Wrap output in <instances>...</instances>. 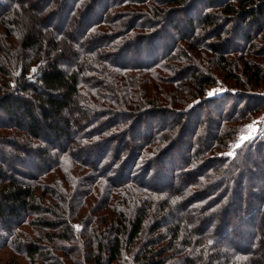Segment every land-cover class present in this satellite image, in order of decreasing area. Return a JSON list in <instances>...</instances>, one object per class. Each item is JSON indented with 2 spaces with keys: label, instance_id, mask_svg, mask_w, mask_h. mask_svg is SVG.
Returning a JSON list of instances; mask_svg holds the SVG:
<instances>
[{
  "label": "trees",
  "instance_id": "obj_1",
  "mask_svg": "<svg viewBox=\"0 0 264 264\" xmlns=\"http://www.w3.org/2000/svg\"><path fill=\"white\" fill-rule=\"evenodd\" d=\"M202 1L0 0V130L56 150L0 159L12 264H264V0Z\"/></svg>",
  "mask_w": 264,
  "mask_h": 264
},
{
  "label": "rangeland",
  "instance_id": "obj_2",
  "mask_svg": "<svg viewBox=\"0 0 264 264\" xmlns=\"http://www.w3.org/2000/svg\"><path fill=\"white\" fill-rule=\"evenodd\" d=\"M222 0H217V2L215 4L220 3ZM207 0H203L202 3H206ZM36 3V2H35ZM205 5L206 4H201L199 7L201 9V12L204 11L205 12ZM101 6V2L99 3V6L97 7V11L99 10L100 12L102 11L103 8L100 7ZM96 10V9H95ZM197 10H196V14H197ZM184 18V16H181V19ZM180 18H176V21L178 22ZM229 25V24H228ZM250 29L254 30L253 26H251V28H249L248 26L245 27V29ZM230 46H232V44H230ZM224 91L223 88H220L218 86H213L208 90V97H214L215 95L221 94ZM211 93V94H210ZM37 103V101H36ZM215 116H217V114H213L211 113H205L203 116V119H205V122H207L208 118H214ZM12 120V121H10ZM213 120V119H212ZM4 121V122H8L10 121L11 123H9L10 125L14 124L13 121L14 119H11V117L0 111V122ZM16 121L23 127H25V120L22 118V115H16ZM212 122L209 123V126L211 127L213 125ZM251 125L252 128L249 129L248 126ZM24 128H18L17 130L11 128L10 130H0V135L2 136L4 139H6L7 144L6 145H0V149L2 151H4V153L0 154V159H7V161L4 159V168L6 170H8V172H12L14 174H18L20 175V177L22 175H34L37 174V169L36 166L34 164H36L39 167L44 166V163H42L41 159H37V157L35 155H29L27 154V152L22 151L21 149H15L13 148V146H9L11 145L10 141H15L16 143H18V146H26V147H31V150L34 149H39V150H44L46 148L49 149V151L55 152L56 150L53 148L54 145H52L50 142L48 141H35L32 142L30 140V138L26 137V132L21 131ZM243 132L240 133L237 136V144L241 145V137H248L250 136L251 138H246L244 139V142H248V141H252L255 138H262L264 137V116L262 117H257L255 119H253L250 123L246 124L243 128ZM48 134V133H47ZM186 139V137L184 138V140ZM58 142L61 140H57ZM60 143V142H59ZM228 153H232V150L228 151ZM61 158H62V154H58ZM41 162H39V161ZM2 163V162H0ZM163 166V165H162ZM38 167V168H39ZM41 168V169H42ZM40 170V169H39ZM87 170V169H86ZM165 172H167L166 170H164ZM207 172L211 173L210 170H206ZM83 172H85V170H83ZM169 173V172H168ZM26 176V177H29ZM10 222H12V227H15V225H13L15 222L13 220H10ZM3 228L1 227L0 224V243L3 240V236L6 234V232L4 230H2ZM4 231V233H3ZM2 238V239H1ZM4 246V245H3ZM0 244V264H12L13 261H15L16 256H14V254L10 251V249L8 247H3Z\"/></svg>",
  "mask_w": 264,
  "mask_h": 264
},
{
  "label": "snow or ice",
  "instance_id": "obj_3",
  "mask_svg": "<svg viewBox=\"0 0 264 264\" xmlns=\"http://www.w3.org/2000/svg\"><path fill=\"white\" fill-rule=\"evenodd\" d=\"M210 94H211V93H210ZM248 128L251 129L252 126L249 125ZM246 138H249V139H250L251 137H250V136H248V137H244V136H242V137H241V143H243L244 139H246ZM236 147H240V144H237ZM228 155H233V153H228Z\"/></svg>",
  "mask_w": 264,
  "mask_h": 264
}]
</instances>
